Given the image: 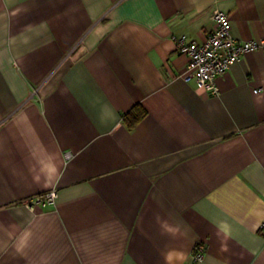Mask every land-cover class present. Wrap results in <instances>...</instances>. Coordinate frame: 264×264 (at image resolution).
Listing matches in <instances>:
<instances>
[{
  "label": "crops",
  "instance_id": "crops-1",
  "mask_svg": "<svg viewBox=\"0 0 264 264\" xmlns=\"http://www.w3.org/2000/svg\"><path fill=\"white\" fill-rule=\"evenodd\" d=\"M216 9L264 40V0H0V264H264V51L212 94L175 46Z\"/></svg>",
  "mask_w": 264,
  "mask_h": 264
},
{
  "label": "built area",
  "instance_id": "built-area-1",
  "mask_svg": "<svg viewBox=\"0 0 264 264\" xmlns=\"http://www.w3.org/2000/svg\"><path fill=\"white\" fill-rule=\"evenodd\" d=\"M212 20L213 31L202 42L188 39L185 35L175 39L176 50L188 58V67L184 78H193L197 86L212 94L217 93L215 78L229 69L242 54L260 49L264 51V40H237L232 32L228 15L221 10H214ZM56 190H49L26 200L28 208L54 204ZM264 229V224L260 226ZM204 250L196 245L193 258L201 261Z\"/></svg>",
  "mask_w": 264,
  "mask_h": 264
},
{
  "label": "trees",
  "instance_id": "trees-1",
  "mask_svg": "<svg viewBox=\"0 0 264 264\" xmlns=\"http://www.w3.org/2000/svg\"><path fill=\"white\" fill-rule=\"evenodd\" d=\"M145 115L144 108L141 105H135L123 115V121L128 129H132Z\"/></svg>",
  "mask_w": 264,
  "mask_h": 264
}]
</instances>
